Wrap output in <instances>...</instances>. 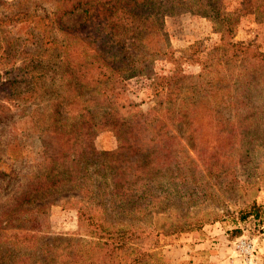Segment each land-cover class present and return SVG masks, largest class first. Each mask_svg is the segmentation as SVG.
I'll return each mask as SVG.
<instances>
[{"label":"trees","instance_id":"trees-1","mask_svg":"<svg viewBox=\"0 0 264 264\" xmlns=\"http://www.w3.org/2000/svg\"><path fill=\"white\" fill-rule=\"evenodd\" d=\"M251 1L264 13V0ZM17 2L11 16L0 18V63L12 71L0 85L11 93L14 84L25 85L26 136L37 138L39 150L34 174L19 180L0 216V264H166L160 237L207 222L169 209L174 196L193 190L207 171L234 175L242 158L259 151L264 161V54L232 40L238 17L224 11L222 0H52L42 14ZM77 10L82 21L59 33L63 17ZM182 11L211 20L220 61L203 64L196 77L179 68L156 75L154 61L173 52L164 18ZM134 76L154 85L150 114L125 99L121 82ZM104 129L116 137L113 150L94 144ZM227 145L239 148L236 168L221 159L200 170L191 155L202 161L210 147L222 156ZM242 182L262 185L264 170ZM55 199L77 210L76 233L45 237ZM260 208L254 199L245 202L236 217H258Z\"/></svg>","mask_w":264,"mask_h":264},{"label":"rangeland","instance_id":"rangeland-1","mask_svg":"<svg viewBox=\"0 0 264 264\" xmlns=\"http://www.w3.org/2000/svg\"><path fill=\"white\" fill-rule=\"evenodd\" d=\"M17 1L0 0V18L11 16V12H15L13 8L19 4ZM159 1L162 0H157ZM28 3L30 10L39 14L50 13L53 4L52 0H26L20 4L23 6ZM222 4L225 12L238 17L232 40L251 42L264 54V13H257L255 3L251 0H222ZM82 16L80 10L65 15L61 20L62 32H58L63 33L64 28L70 30L77 26L82 21ZM164 30L173 52L171 57L161 56L154 61L153 71L156 75L168 76L174 68H179L183 74L196 77L201 73L203 64L219 63L220 34L209 18L189 11L166 15ZM20 34L21 31L13 28L15 37L21 36ZM20 63L21 60L18 59L15 66ZM11 72L10 65L0 63L1 80H5ZM121 85L126 90L125 99L131 100L139 113L150 114L154 111V85L150 78L134 76L123 80ZM14 86V92L11 93V88L0 85V216L10 205L8 197L19 180L24 182L34 174L33 163L39 150L37 138L33 134L26 136V127L29 125L23 120L24 103L21 99L25 85L19 82ZM260 95L264 97V90H261ZM12 120L17 122L13 124ZM10 142L14 145L9 146ZM94 144L100 150H113L117 141L111 130L104 129L97 133ZM234 149L239 148L234 145L221 146L220 156L218 150L207 147L206 154L216 157L206 161L205 153H201L202 161L196 153L191 155L195 157L200 170L204 168L207 171V167H213L221 159L226 160L225 165L228 164L232 169L236 168L231 164L232 158L238 155V151ZM261 156L262 151H259L253 157L242 158L245 164L243 168L237 166L234 175H227L225 171H211V176L207 171L206 178L198 180L199 183L193 190L185 189L174 196L169 202V209L190 217L197 215L207 219V222L199 229L160 237L166 264H195L188 263L190 260L208 264H264V183L249 188L242 182L248 173H260L264 170ZM252 166L257 167V171ZM248 167L251 170L245 169ZM253 199L261 206L260 215L249 216L245 220L238 219L236 216L239 210L245 206V202ZM21 224L23 223L15 222V225ZM77 230V210L72 205L55 199L50 205L45 237L74 234Z\"/></svg>","mask_w":264,"mask_h":264}]
</instances>
